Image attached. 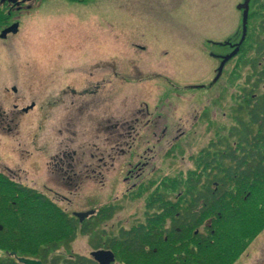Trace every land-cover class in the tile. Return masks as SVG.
<instances>
[{"label": "rangeland", "instance_id": "374dc122", "mask_svg": "<svg viewBox=\"0 0 264 264\" xmlns=\"http://www.w3.org/2000/svg\"><path fill=\"white\" fill-rule=\"evenodd\" d=\"M237 1L43 0L41 6L33 5L20 34L29 41H25L23 51L10 53L13 59L16 56L17 63L27 66L15 62L8 65L7 56L0 54V67H5L0 71V98L9 97L14 103V97L25 96L20 97L21 104L34 101L38 103L37 109L41 103H47L48 118L37 109L19 118L15 135L6 139L4 145L24 143L30 135L37 140L32 149L39 148V151L28 163L12 165L17 161L0 145V163L14 166L17 182L42 191L69 216L77 218L75 213L92 210L95 214L83 221L90 230L86 233L77 230L71 240L64 238L66 231L57 214L52 220L41 211L30 212L26 219L13 215L14 223L19 224L15 225L16 229L7 225V219L0 218V257H11L15 251L12 249L20 247V257L40 260L36 252L49 242L58 246L53 253L50 251L51 256L92 257V252L98 249L96 246L112 240L121 228L143 222L147 201L155 193L187 190L185 179L190 169L198 167L200 149L210 146L212 150L221 149L226 145L222 141L234 146L235 135L231 131L236 124L235 117L242 115L239 107L244 105L245 97L259 96L264 91V74H261L264 63L255 60L256 45L262 38L258 25L264 16V0H252L249 10L247 6L235 7ZM62 47L67 51L59 59ZM71 51L77 52L80 66L85 68L80 69V74L81 71L89 73L82 60L87 63L89 56L91 60L97 57V52L113 55L114 65H108L106 71L111 75V84L95 85L97 78L104 76H95L90 85L88 82L73 84L69 81L72 74L68 73L69 69H63L60 74L59 62H63L61 67L67 65L66 68L75 62ZM21 56L27 60L23 61ZM29 68H38L42 77L55 81L44 90L38 85L17 84L18 95L13 91L8 94L6 88H12V84L5 83L19 79L20 71L24 79ZM114 69L119 72L123 69L128 82H123L122 75H115ZM216 78L217 89L212 87ZM167 96L170 101L154 115H163L159 119L162 126L168 127L167 132L157 139L145 128L138 129L139 139L136 138L134 145L140 144L143 155L139 165H132L131 175L126 174V169L129 158L135 154L120 155L117 148L110 150L116 157L112 165L110 162L107 166L97 165L100 158L108 161L107 146L121 148L114 142L123 145L122 135L114 128H105L130 117L120 112L125 99L129 97L130 102V97L151 101L157 98L155 102L162 105V99ZM129 102L127 111L132 109ZM10 107L12 104L5 103L3 108ZM140 109H143L139 115L143 126L148 117L144 107ZM242 116L247 118L246 114ZM40 118H44L40 120L42 130L38 124ZM59 149L68 154L77 149L79 157H84L81 161L86 163L89 153H93L96 165L65 166L71 173L77 172L78 178L71 184L63 179L60 167L55 169L49 164ZM140 168L143 172L138 177ZM108 204L117 208L112 218H104L99 212ZM0 207L6 214L5 204L0 202ZM175 243L158 247L154 259L136 260H141L140 264H151V261L190 264L185 258L190 245L183 240ZM124 257L126 254L118 250L114 264H126Z\"/></svg>", "mask_w": 264, "mask_h": 264}, {"label": "trees", "instance_id": "16d2710c", "mask_svg": "<svg viewBox=\"0 0 264 264\" xmlns=\"http://www.w3.org/2000/svg\"><path fill=\"white\" fill-rule=\"evenodd\" d=\"M258 28L262 38L256 45L255 60L264 63V16ZM245 98L239 111L247 118L235 117L231 131L235 135L234 146L222 141L226 145L221 149H202L198 167L190 169L185 179L187 190L155 193L147 201L143 222L121 228L112 240L97 245L98 249H112L116 258L120 250L126 254L123 262L140 264L142 259L148 261L147 257L154 259L158 247L183 240L190 245L185 256L190 264H233L247 247L255 228L264 224V91ZM0 202L8 208L5 214L0 207V218L7 219L10 228L19 225L11 216L26 219L30 212L41 211L50 220L55 214L61 218L65 239L74 238L77 230H90L85 222L69 216L44 193L17 182L1 170ZM116 209L114 204H108L99 212L104 218H112ZM57 247V243L49 242L36 254L43 264H98L93 257L84 255L65 259L51 256ZM12 250L19 256L0 257V264H23L19 262L22 248Z\"/></svg>", "mask_w": 264, "mask_h": 264}, {"label": "flooded vegetation", "instance_id": "af4514ba", "mask_svg": "<svg viewBox=\"0 0 264 264\" xmlns=\"http://www.w3.org/2000/svg\"><path fill=\"white\" fill-rule=\"evenodd\" d=\"M42 1L43 0H0V54H5L7 56V60L9 61L7 62L8 65L10 64L13 65L14 62L20 66L23 65V63H17L15 61L16 56L14 57V59L10 57V53L18 49H22L21 51H23V49L25 48L27 44L25 41L27 39H23V37L20 36V34L23 32V27H24L23 23H24L25 16L33 10L32 8L33 5L41 6ZM75 1H78V0H75ZM125 1H128V0H125ZM251 1L252 0H238L237 3H235V7H237L238 9H241V7L247 6L246 8L249 10ZM211 5L217 6V4H211ZM64 42L65 41H61L60 43L64 44ZM137 45L139 46V44ZM103 50H105V47L103 48ZM59 51H60L59 53V59H60L62 53L67 50L65 47H62V48H59ZM71 53L75 54L73 55L75 62L71 63L73 65H68L70 67H67V68H66L67 65L65 67H61L63 62L62 63L59 62L60 70H61L60 74L62 73L63 69H69L70 71H68V73L70 72L72 73L70 75L69 81H73V84H77V83L85 84V82H88L87 84L90 85V83H92L93 81L92 79H94L95 76H104L103 78L100 77L101 79L98 77L97 79L99 80L97 81L95 85L103 84L105 86H108V84L109 85L111 84L112 80L111 78L109 79V76L111 75L109 74V72H106V71L108 70L109 66L111 67V64L114 65V62H112L113 55L103 56V52H97L96 54L97 57H92V60L90 59V56L88 57V60H87L88 64L85 63L86 60H82V63L88 67L87 69L89 70V73L81 71V74H80L79 73L80 69L85 70V68L80 66L81 65L80 60H79L80 58L77 56V52L71 51ZM87 54L89 55V53ZM71 57L72 55L70 56V58ZM21 59L23 61L25 59L27 60V58H23L22 56H21ZM24 66H27V64L23 65L22 67ZM3 68L0 67V71ZM114 70H115L114 71L115 75H122L120 78L123 80V82H128L127 77H125V71L123 69L122 71L120 69V72L117 71V69H114ZM93 71H95V74ZM216 73H217V78H218V70L216 71ZM87 74L89 76L88 78H87ZM212 74L213 72L211 73V75ZM21 75H22V71H20L19 79H16V80L14 79L15 81L5 83V84H10V83L12 84V88L10 89L6 88V92L8 94L12 93L11 91H13L14 94L18 95L17 94L18 88L16 87L17 84L20 86L38 85V86L43 87L42 89L44 90V89H48L49 87H51L50 84H53L52 82L55 81L54 78H48L47 76L42 77L41 71H39L38 68H29V72L24 79L23 77H21ZM217 78L216 80L213 81L216 83L213 84L212 87L216 88V84H218ZM222 88L223 87H221V89ZM93 95L94 93H92L91 96ZM20 97H25V96L17 97L18 100L16 99V97H14V103H13V100H8L9 97L0 98V145L1 147L4 148L5 151H9L8 156L10 158L12 159L15 158V160L17 161V162H13L12 165H14L15 163L19 165H22L23 163H28V161H31L33 157L36 155V152L39 151V148L37 149V151L32 149L31 146H33V143L36 142L37 140H34L35 136L30 137V135L28 136L30 137L29 142H28V137H27L25 138L24 143L20 141L17 143V145L13 144V145H10V147L4 145V141L6 139H12L10 137L15 135L14 129H15V126L18 125V119L23 117L24 115H27V116L30 115L34 110L38 108V103L34 101L29 105H22L21 104L22 102H20L21 101ZM138 98L139 97H130L131 101L129 102V97H128L127 99L123 101L125 102V104L124 106L122 105L123 108L120 110V112L122 113V116H125V117L130 116L129 118L122 120L121 123H114L115 125H109L108 127L105 126L106 127L105 130L110 129V127L111 129L114 128L115 132H117L118 134L122 135V137H124L122 140L123 145L121 146V142H114L117 145H119L121 148L115 147L114 145H112L109 149V147L107 146L106 150L108 151V155H107L108 161H103L104 158H100V163H98L97 165L107 166L109 162H110L109 164L112 165L116 157H113L114 155H112L111 153L112 151L110 150H114V148H117L121 151L120 155H122L123 153L126 154L127 152L135 154L134 157L129 158L130 161H129L128 166L130 167V169L129 167L128 169H126V174L131 175V171H133V169L131 168L132 165H135V166L139 165L140 158L143 155L140 153V148H141L140 144L139 146L137 144L134 145L136 138L138 137L137 139H139V136H137L138 129L141 127L145 128L146 130L149 131L150 135H152L153 137L157 139L160 138L159 137L160 135L163 136L167 132L168 127L162 126L160 123L161 119H159V118H162L163 115L161 113L157 114V116L155 117L154 115H156V112L158 113L157 110L160 107L162 108L165 107L167 100L170 101L169 97L167 96V97H164V99H162L163 104L162 105L160 104L161 106L159 105V103L155 102V99L158 100L157 98H154V100L152 101L149 99L139 100ZM96 101H98V99ZM9 102L10 104H12V108L10 107L11 109L9 108L4 109L3 107L5 103L7 105H10L8 104ZM128 102L131 104V107H132L130 111H127L129 110ZM137 104H139V106ZM140 106L144 107L145 116L148 117L147 122L143 126L140 125V120H139V115L143 114V109H140ZM37 111L42 112L44 114V117L48 118L47 103H44V104L41 103V107L37 109ZM126 112H129V113L126 114ZM42 113L40 117H43ZM40 120L43 121L44 118H40L39 123H38L39 129L42 130L44 129V127L40 125L41 123ZM110 144L112 143H109L108 145ZM201 150L202 149H200V151ZM65 152H66L65 150L59 149L54 154V158L50 161L51 163L49 164L50 165L53 164V166L56 167L55 169H58L57 167H60L61 169L60 172L63 174V179L67 181H71V184H73L74 181L77 180L78 178L77 172L73 171L71 173V170L69 168H65V166L76 167L78 165H83L82 163H84V166L85 165L91 166L92 164L96 165L95 154L93 153H89V156H90L88 158L89 161H87L86 163V162L81 161V158L84 159V157H79V152L77 151V149L70 152V154H68L67 152L65 153ZM1 164H4V163H0V170L6 175H8L10 178L17 181V179L15 178L16 173L14 172V169H13L14 166H8L7 164H5V166H1ZM139 170L140 172H138V177L143 172L141 168ZM127 177H126V180L132 178L131 176L129 178ZM260 226L261 227L258 228L257 230L255 228L254 233L249 239L247 247L245 248V250H243L241 254H239L235 258V261L233 262V264H264V224Z\"/></svg>", "mask_w": 264, "mask_h": 264}, {"label": "water", "instance_id": "95a60500", "mask_svg": "<svg viewBox=\"0 0 264 264\" xmlns=\"http://www.w3.org/2000/svg\"><path fill=\"white\" fill-rule=\"evenodd\" d=\"M16 27V26H15ZM95 213L94 210L83 212V213H75L77 217H79L80 221H83L85 218L93 215ZM12 255H16V252H12ZM92 256L99 264H112L116 260L115 253L112 250L100 249L92 252ZM19 262L23 264H43L40 260H34L25 257H19Z\"/></svg>", "mask_w": 264, "mask_h": 264}]
</instances>
